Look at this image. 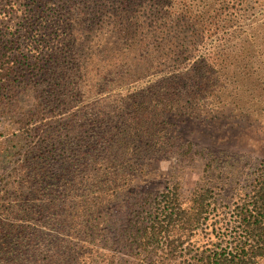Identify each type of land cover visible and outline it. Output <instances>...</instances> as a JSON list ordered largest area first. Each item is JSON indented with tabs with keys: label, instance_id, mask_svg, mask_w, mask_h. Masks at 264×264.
<instances>
[{
	"label": "trees",
	"instance_id": "16d2710c",
	"mask_svg": "<svg viewBox=\"0 0 264 264\" xmlns=\"http://www.w3.org/2000/svg\"><path fill=\"white\" fill-rule=\"evenodd\" d=\"M0 117L16 126L0 264L264 260V159L181 133L264 124V0H0ZM159 159L163 187L136 186Z\"/></svg>",
	"mask_w": 264,
	"mask_h": 264
},
{
	"label": "rangeland",
	"instance_id": "374dc122",
	"mask_svg": "<svg viewBox=\"0 0 264 264\" xmlns=\"http://www.w3.org/2000/svg\"><path fill=\"white\" fill-rule=\"evenodd\" d=\"M31 103V98L22 97V106L28 108ZM207 125L206 122L186 121L182 124L181 133L186 140H191L196 145V149L211 150L222 161L241 159L238 164L242 165L250 158L264 159V124L261 126L255 124L249 127L247 124L233 126L227 121H214L210 126ZM15 129L16 126L13 123L0 117V177L5 175L10 167V156L14 152L12 145ZM173 165V160L159 159L154 161L151 166L147 167V171L140 175L142 176L141 180L136 179V186L148 191L160 190L167 179V174L172 172L171 167ZM202 165V161L197 157L194 163L183 166L178 172V180L185 194L190 192L198 183L202 175ZM244 181V177H233L232 184L225 189V196L233 195L238 186L245 185ZM260 264H264V260Z\"/></svg>",
	"mask_w": 264,
	"mask_h": 264
}]
</instances>
